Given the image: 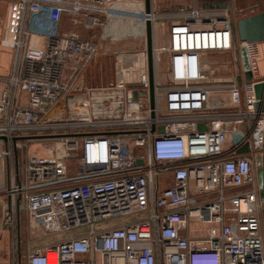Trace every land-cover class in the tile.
Instances as JSON below:
<instances>
[{"label": "built area", "instance_id": "2783aa9c", "mask_svg": "<svg viewBox=\"0 0 264 264\" xmlns=\"http://www.w3.org/2000/svg\"><path fill=\"white\" fill-rule=\"evenodd\" d=\"M6 1L12 14L1 45L13 54L0 74V240L7 235L9 252L0 263L264 264L255 168L264 108L254 107L264 76L260 43L233 39L237 18L226 8L175 15L123 9L118 0ZM64 18L85 30L133 22L144 45L119 52L112 80L92 84L103 35L62 31ZM158 24L163 44L154 43ZM232 49V77L210 81L206 54ZM214 93L232 109H210ZM244 143L249 151L237 153ZM32 144L42 145L29 151Z\"/></svg>", "mask_w": 264, "mask_h": 264}, {"label": "rangeland", "instance_id": "374dc122", "mask_svg": "<svg viewBox=\"0 0 264 264\" xmlns=\"http://www.w3.org/2000/svg\"><path fill=\"white\" fill-rule=\"evenodd\" d=\"M5 2L3 3L2 0H0V66L4 65V59H5V62L8 61L7 65L9 67L11 61V50L1 45V39L4 36L5 28L9 22V17L12 14L10 3L7 2L6 0ZM3 10L5 12L4 18L1 17L3 16V12H2ZM234 11L235 12H230V11L229 12L230 14H232L231 16L235 20L236 18L241 17L242 14L244 15L246 10L244 11V9L238 8ZM61 29L62 31H66V32L76 31L81 37L86 39H93V40H99L101 34H103L104 31L101 28L84 30L81 23L79 22L71 23L67 18H64ZM154 33L155 35L159 36L158 44L161 41L163 43L165 42L166 40L165 25L162 24L156 25L154 27ZM100 43H102L100 50L104 51L105 54H100L97 60L98 65H96V67L93 66L91 67L90 71L94 70L90 80V83L92 84L105 83V82H109L110 79L112 80L114 75V67H115L114 61H116L115 56L119 54V52L125 54L132 53L133 50H136L144 45V40L137 37H133L131 35H126L121 31L120 35L103 37L100 40ZM164 58L165 55L161 54L157 63V76L159 79L163 78L162 76L164 75L163 73V71L165 70ZM205 58L208 63L206 70L209 76V80L214 83H223L229 81V79L233 75L234 68L236 67V63L238 61V50L232 49L223 52H211V53H207ZM125 62H131V61L126 60ZM97 67H101L99 71L100 74H98V70L96 69ZM212 96H210L211 99ZM211 99L210 102L212 101ZM216 109L227 110V109H232V106L231 104L229 105L227 99L226 104L225 103L218 104L216 105ZM41 145L42 144H36V145L32 144L29 147V151H34L37 147H41ZM0 219H1V210H0ZM8 252H9L8 238L7 235L4 234V237L0 240V256L2 261L8 258ZM21 264H25V262H21Z\"/></svg>", "mask_w": 264, "mask_h": 264}, {"label": "water", "instance_id": "95a60500", "mask_svg": "<svg viewBox=\"0 0 264 264\" xmlns=\"http://www.w3.org/2000/svg\"><path fill=\"white\" fill-rule=\"evenodd\" d=\"M228 4L215 1L213 5L206 8H227ZM151 9L150 0H144V10L149 12ZM146 32V54H147V67H148V83H149V99L150 107H153V56H152V28L149 21L145 22ZM233 39L241 42H264V9L253 12L248 15L237 18L232 25ZM240 56L242 66L244 69V77L246 80L252 78V74L249 71L247 53L244 47L240 48ZM237 82L240 84V77L237 78ZM255 97L258 99L255 102L254 107L256 109L264 108V104L260 101L264 94V82H257L254 85ZM249 151L247 143H244L237 149V153H245ZM255 168L257 174V181L259 186V195L261 199H264V153L258 152L255 157ZM0 264H9L8 262H1Z\"/></svg>", "mask_w": 264, "mask_h": 264}, {"label": "crops", "instance_id": "0c3cea01", "mask_svg": "<svg viewBox=\"0 0 264 264\" xmlns=\"http://www.w3.org/2000/svg\"><path fill=\"white\" fill-rule=\"evenodd\" d=\"M215 1L223 2L228 4V9L230 12H235L234 10L238 8H242L245 11L244 15L251 14L253 12H257L264 9V0H150L151 9H154L159 12H170L175 15L179 14L182 11H185L191 6H198L201 8H206L207 6L213 5ZM4 3L5 0H2ZM253 2V3H251ZM6 3V2H5ZM117 5L122 7L123 9H138L144 8V0H118ZM3 17L5 16L4 10ZM243 14L241 16H244ZM115 27V28H113ZM139 26L135 23H131L129 21H120V20H110L108 25L106 26L104 33L102 34L103 37L105 36H113V35H120L122 31L126 35H131L133 37L139 36ZM85 30V29H84ZM121 30V31H120ZM158 36V35H157ZM156 35L154 36V43L158 44V38ZM161 41L159 44H162ZM165 43V42H164ZM102 44V43H101ZM8 49V47H6ZM11 60L13 51L11 48ZM260 58H259V74L264 76V42L260 43ZM8 61L5 62L4 65L0 66V74H7L10 69L11 61L8 67ZM8 67V68H7ZM227 95L225 93H214L212 96V101H218L219 103H215V105H210V109H216V105L218 104H226ZM211 101V102H212ZM229 103V100H228ZM211 104V103H210ZM230 105V104H229ZM264 153V152H263ZM262 230L264 233V222H262Z\"/></svg>", "mask_w": 264, "mask_h": 264}]
</instances>
